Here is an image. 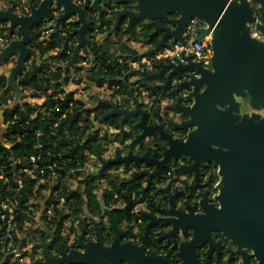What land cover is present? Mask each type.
<instances>
[{"label": "water", "instance_id": "95a60500", "mask_svg": "<svg viewBox=\"0 0 264 264\" xmlns=\"http://www.w3.org/2000/svg\"><path fill=\"white\" fill-rule=\"evenodd\" d=\"M111 1L116 5L115 21L105 35L116 33L122 18L126 17V30L130 34L138 23L141 31L150 30L148 41L158 37L155 45L145 52L144 56L150 57L169 47L171 42H184L186 24L197 18L206 27L191 42L209 35L212 57L210 68L181 54V58L158 60L155 63L157 71H139L142 76L154 80L164 79L163 84L156 85L162 95L172 78L185 77L177 87H186L187 92L181 100L188 103L181 105L180 100L170 106L182 116L181 121L170 120V123L173 129L190 130L186 138L173 137L163 122L146 121L145 111L138 102L133 109H128L117 107L111 101H100L108 105L110 111L98 119L97 125L119 116L122 128L127 119L139 116L138 125L142 131L130 145L145 143L151 136L157 137L155 142L152 140L153 146L162 142L165 145L160 158L156 153L150 156L147 152L140 155L128 151L121 155L119 150L115 151L114 158L99 157L101 167L95 176L99 177L112 164L128 168L131 163L144 162L153 167L152 171L135 172L128 180L132 183L136 178L146 177L141 191L144 196L152 180L159 181L170 163L177 166L176 173H193L196 182L201 175L200 165L212 163L218 167L220 177L215 196L217 205L209 202L206 192L200 199L192 200L190 192L197 185L185 188L189 194L181 190L170 194L169 185L160 187L158 191L169 198L167 204L149 200L150 210L141 211V215L146 221L143 239L153 232L158 241L166 242L168 250L165 253L154 250L147 253L144 244L125 240L124 237L131 233V226L121 229L113 216L114 209H109L106 211L112 234L109 241L104 238L100 226L92 221L93 240L79 238L78 248L68 252L61 249L59 257L48 254L52 240L42 243L44 258L32 264H216L214 259L224 246L234 244L244 248L240 264H249L248 250L253 251L248 256H255L258 264H264V116L243 111L248 106L264 108V40L250 35L249 23L254 17L249 4L245 0H85V6L89 4L96 10L101 21L104 9L100 3L108 5ZM256 2L264 17V0ZM52 6L62 11L53 25L55 35L59 34L62 20L73 14L77 16L75 24L78 27L74 30L77 43L63 67L64 73L75 64L81 48L92 51L91 40L86 36L89 24L85 11L74 0H39L36 6L30 5L27 15H19L9 8L0 10V21L7 22L8 29L19 35L0 52V62L16 54L7 84L15 91L17 102L21 97L17 75L25 69L28 57L34 55L29 46L31 34L43 19L51 18ZM258 28L264 34V24ZM186 159L191 163L177 165ZM178 199L183 200L181 205ZM188 232L191 237L186 239ZM50 234L54 236L53 232ZM230 248L227 247L226 252L231 257L234 250ZM0 249L2 264L10 253ZM14 253V264H21L20 244Z\"/></svg>", "mask_w": 264, "mask_h": 264}, {"label": "built area", "instance_id": "2783aa9c", "mask_svg": "<svg viewBox=\"0 0 264 264\" xmlns=\"http://www.w3.org/2000/svg\"><path fill=\"white\" fill-rule=\"evenodd\" d=\"M240 1V0H236ZM251 9L253 20L249 23L250 35L264 40L258 26L264 24V17L260 11V4L256 0H245ZM74 3L82 7L85 11L86 21H89L92 44L100 43L108 28L107 21L111 24L116 10L114 1L108 5L101 2L104 12L102 20L98 19V12L93 8L85 6V0H74ZM30 0H16L12 5V11L19 15L30 13ZM62 11L51 9V18L43 19L37 29V49L41 51L42 64H45L42 72L47 77L43 83L46 91L57 93L51 96L54 103L51 106L41 105L39 109L32 112L13 115L6 119L8 125L20 122V131L14 128L12 132H4L6 140L1 142V146L9 150L8 155H0V245L10 256L16 257L14 253L17 249L18 227L19 225H31L37 218L47 224L56 221L57 211L67 209L69 202L73 201L71 183L87 178V167L95 164L99 155H109V139L112 137L114 125L105 123L99 133L97 143L101 144L98 153H92L88 148L82 149V153L72 151L73 148L81 147L85 140L96 133L95 124L98 120L97 113L91 108L90 98L92 88L104 95L111 92V99L117 107L133 109L135 99L127 97L122 91H118V86L109 84L107 79L101 78V82L91 78L95 71L97 61L94 56L81 51L76 67L67 76V81L59 82L51 78L52 67L64 63L60 60L53 61L51 57L45 56L52 39L53 25L56 18ZM77 16L75 14L65 18L59 25V36L64 39L67 47L73 48L77 43V36L74 30L78 27L75 24ZM73 24L76 26L73 27ZM206 25L192 18L185 26L183 36L184 42H171L170 46L153 56H141L136 60L127 61L130 68L150 71L155 63L164 58H181V54L191 56V59L201 63L202 66L210 68L212 50L210 47V37L206 35L203 39L191 42L192 38L199 34V31ZM11 32V34H10ZM73 36L70 39V33ZM19 38L15 31L8 29L7 22H0V47L8 45L12 40ZM70 50H67L69 52ZM123 62L122 58H118ZM59 83V85H57ZM69 85L72 86L69 89ZM147 90L143 89L141 94L145 95ZM137 94L134 91V95ZM138 96V95H137ZM140 97V98H141ZM138 97L137 100H140ZM147 98V97H146ZM142 99V98H141ZM166 101L170 99L165 98ZM144 108L147 109L152 96L148 97ZM145 100V102H146ZM150 101V102H149ZM32 114V115H31ZM81 120L78 125L84 130L82 139L78 140L77 135L70 131V122L76 119ZM36 118L38 125L31 126V119ZM14 127V126H13ZM23 137L26 140H23ZM23 140V141H22ZM22 144V148L12 149L14 145ZM9 172V174H7ZM158 187L159 184L154 185ZM117 199L119 194L114 191ZM139 223V221L137 220ZM138 229L136 233H138ZM137 238V236H136ZM13 253V254H12Z\"/></svg>", "mask_w": 264, "mask_h": 264}, {"label": "crops", "instance_id": "0c3cea01", "mask_svg": "<svg viewBox=\"0 0 264 264\" xmlns=\"http://www.w3.org/2000/svg\"><path fill=\"white\" fill-rule=\"evenodd\" d=\"M16 0H0V10L10 9L12 11V5L14 4ZM125 19V20H124ZM124 20V22H123ZM115 21V13L113 15V21L110 24V28L113 25ZM128 19L126 17H123L121 20V24L118 29H121V32L116 34H110V35H103L101 39V43L103 42V46L106 50L114 53V55H122L126 57L125 59L127 61H131L133 57V54H135L137 57H141L145 55V52H147L149 49H151L155 43L158 41V37H154L152 40L148 41V36L150 33V30H143L136 24L133 27V34H130L129 31L126 30V24ZM36 25L35 27H37ZM34 27V28H35ZM109 28V29H110ZM108 29V30H109ZM107 30V31H108ZM106 31V32H107ZM34 32V29H33ZM31 34V41H32V35ZM35 42H37V38L35 39ZM92 43V41H91ZM37 44V43H35ZM29 46L34 51V55H31L26 60V67L24 70H22L18 75L16 82L18 84V87L21 91V97L17 101H15V91L12 89V87L6 85V92L8 95V99L5 102V105H2L0 107V140L1 142H4L6 140L4 132H12L14 130V127L12 125H8L5 119V111H8L7 108H14L15 105H18V103H25L27 107L22 106L21 109L23 111V114H26L27 112H32L34 106L41 105L46 98V94L50 93L49 91H46L43 87L44 81H39V79L36 80L38 84V88H33L32 86H21L20 80H22L25 76L30 75H42L41 71V64H42V55L41 51L37 49L36 47H33L29 44ZM93 46V45H92ZM0 47V52H1ZM60 48H54L51 49L49 52L46 53L45 56L52 57L53 55L60 52ZM84 51L87 52L88 49L86 47H83L80 49V52ZM80 52L78 55V58L75 62V64L71 67L70 70H67L69 73L74 70L76 67L77 61L80 56ZM53 59V58H52ZM54 61V59H53ZM56 61V60H55ZM58 62V61H56ZM16 63V54L11 55L7 57L6 59L2 60L0 62V74H4L7 77L10 73V69L15 65ZM65 62L58 64L57 66H63L64 67ZM138 71L137 76H134V79H141L143 80V83L147 86H152L153 88H156V91H160L159 88L156 85L163 84L164 79H152L147 76H142L139 71L143 70H137ZM157 71V68H156ZM148 72V71H147ZM40 86V87H39ZM93 86V85H92ZM91 84L89 85L91 89V98H90V104L91 108L96 109L99 107L100 104H104L106 106L105 110L98 111V119L108 111H110V107L106 105L103 102V100L111 101L112 95L111 92H108L107 94L100 95L98 94L95 89H93ZM69 89L72 88L71 85L68 86ZM114 103V102H113ZM115 104V103H114ZM7 106V108H6ZM31 114V115H32ZM115 117V116H114ZM119 118V116H118ZM110 119V118H108ZM107 120V119H106ZM102 121L99 125H97V122L95 124L96 132H99L102 129V126H104L107 121ZM98 121V120H97ZM97 125V126H96ZM118 127H114L112 129L111 136L114 137L116 135L117 138L115 142H113V145L115 147L120 146L122 143L120 142L122 139V136L119 135ZM99 136V133H98ZM118 141V142H117ZM124 143H127L124 142ZM125 151L123 150V153ZM99 157H101L104 160L109 159L110 157H115V153L111 155H99L97 157V161L95 164H90L87 167V174L94 178L95 183L97 184L96 188H93L92 194L94 195L97 205L96 207L91 203L87 204V187H86V179L79 180L78 182L73 181L71 183L72 187V195H73V201L67 203V209L63 208L60 211H57V217L56 221L52 224H47L43 222L42 219L37 218L33 224L29 225H19L18 227V239H17V245L20 244V250H21V256H20V263L21 264H32L35 261L43 260L44 258V250L42 247V243H47L51 241V244L48 247V254L54 257H59L61 255V249H64L66 252L70 251L73 248H78V241L79 238H82L83 241H90L95 238V231H94V225L92 221H95L101 228V230L108 229L109 230V219L107 210L109 209H123L126 206V202L123 199H119V197L116 199L114 196L113 202L107 203L106 201V195H110L108 192H112L113 185L112 182H122L123 180H126L127 183L128 180L131 179V174L128 173V168H125L123 164L120 165H114L111 166L110 171L112 174V179L107 180L106 176L103 177V173L96 177L98 170L101 167V162L99 160ZM107 175V174H106ZM114 191V190H113ZM78 195L81 196L82 204L79 205V202L75 200L74 196L77 197ZM96 208V211H95ZM79 209V210H78ZM113 211V216H114ZM115 218V216H114ZM116 220V218H115ZM117 222V220H116ZM118 224V222H117ZM122 228H126L127 226L122 223L118 224ZM57 229L60 230L59 235H57ZM51 232L54 233V238L50 234ZM53 238V239H52ZM0 248L1 245H0ZM1 250V249H0ZM2 259V254L0 253V260Z\"/></svg>", "mask_w": 264, "mask_h": 264}, {"label": "flooded vegetation", "instance_id": "af4514ba", "mask_svg": "<svg viewBox=\"0 0 264 264\" xmlns=\"http://www.w3.org/2000/svg\"><path fill=\"white\" fill-rule=\"evenodd\" d=\"M194 61V60H192ZM196 62V61H195ZM156 66L153 67L152 70L148 71L150 73L156 71ZM185 79V77L182 78H177L174 77L171 79L169 85L167 86L166 92L162 95L161 89H159L160 91L158 92V90L156 91V88H153L152 86H148L149 88L151 87V89H154V92L151 89L147 90V93L145 95H143V97L140 98V100H137L138 103H140V107L145 111V117H146V121L148 122H153L155 121L157 122H163L166 130L171 133L173 135V137L175 138H186L188 132L190 130H176L173 129L170 123V120L174 121V122H179L182 120V116L180 115V113L171 108V105H174V103H176L177 101H180L183 95L186 94L187 89L185 86L182 87H177V84L182 82ZM164 83V82H163ZM153 93V94H152ZM158 93V94H156ZM142 96V95H141ZM152 96V102H150L149 106L147 107V109L144 108V104L147 103L148 97ZM147 97V98H146ZM165 98L170 99V101H166ZM146 100V102H145ZM136 102V103H137ZM188 102H186L185 100H181V105H185ZM136 105V104H135ZM146 105V104H145ZM147 106V105H146ZM246 113L252 114V113H259L262 117L264 116V108L262 107H257V108H253L248 106L246 109L243 110ZM120 119L121 117H119V119L117 120L118 125L115 127H118L119 135L122 136L121 139V145L115 147L113 145V142H115L116 138L118 135L111 137L109 139V146L108 150L110 151L109 155L115 153L116 150H119L121 155L126 154L128 151H131L134 154H140L143 155L144 153H149V155H153L156 153V155H158V158H160L161 156V152L164 149L163 146L165 145L163 142L157 146H153L152 142L156 141L157 137L155 136H151L147 139H145V143L142 141V143H136L134 145H130L131 142L134 140V138L136 137V135H138L139 133H141V128L138 125L139 122V116H137V118L135 119H127L124 124L122 125V128L120 127ZM153 140V141H152ZM127 143H124L126 142ZM118 142V141H117ZM149 143L150 145H148L147 143ZM143 144V145H142ZM152 145V146H151ZM123 150L125 151L123 153ZM114 158V157H110L109 159ZM108 160V159H107ZM187 163V165L189 163H191L190 160L186 159V160H182L179 161V163L177 165H182ZM114 165H120V164H112L109 165L105 168L104 170V176H106L107 180H111L112 179V174L110 170ZM111 167V168H110ZM177 167V166H176ZM176 167L174 165H172L171 163L169 165L166 166L165 170L163 171L162 177L161 179L152 180V184L150 186V188L145 192L144 196H142V189L145 187L146 185V177H139L136 178L134 182H137L138 180L140 181V198L141 200L135 202V205L133 206V209L131 210V214L133 216V219L131 222H123L127 227L131 226V233L128 234L127 236H125V240H132L135 241L139 244H144L145 245V249L146 252L149 253L151 251H157V252H163L165 253L168 248L166 247V242L165 241H158L157 238L158 236H156L153 232L150 233V236L147 239H143V234H144V225H145V219L144 217L141 215V211L143 210H150V207L148 205V201L151 200L154 203H161L162 205L167 204L168 201V197L166 196L165 193H161L158 191V189L160 187H165L167 185L170 186V194L176 192V191H183L187 194H189L188 190L185 188H188L190 186L193 185H197L196 188H194L193 190H191L190 194L193 195V197L191 198L192 200H197L198 198H201V195L203 193H207V198L209 200L210 203H215L217 205V201L215 200V196L218 193V182H219V175H218V167H216L215 165H213L212 163H202L199 167L200 171H201V175L198 176V182L195 181L194 179V174H184V173H176L175 169ZM153 167L148 166V164L142 162L139 164H134L131 163L129 165L128 168V173L133 174L135 172H139V171H152ZM107 174V175H106ZM132 177V175H131ZM126 180H123L122 182H116L117 184L123 183ZM128 183V182H127ZM158 183L159 186L155 187L154 185ZM119 199H123L121 197V195L119 194ZM133 198H134V194H133ZM168 198V199H167ZM125 201V200H124ZM178 204H182V199H178ZM198 211V210H196ZM137 220L139 221V223L137 222ZM119 226V225H118ZM120 227V226H119ZM126 227V228H127ZM121 229H126V228H122ZM139 230L138 233H136V230ZM102 233L104 235V238L107 239L109 241L110 237L112 236L111 231H109L108 229L102 230ZM137 236V238H136ZM191 237V233L188 232V235L186 237V239H189ZM227 247H231L230 249L234 250V254H232V256H229V253L226 252ZM244 248H239L236 244H234V246H224L222 253L220 255H218L216 257L215 262L216 264H240L241 260H242V256H241V252ZM201 253V252H200ZM253 251L248 250L247 251V257H248V263L249 264H258V260L255 258V256H248V255H252ZM7 260H9L10 263L14 264V257L10 256L6 258ZM172 262H175L174 259L171 258Z\"/></svg>", "mask_w": 264, "mask_h": 264}, {"label": "trees", "instance_id": "16d2710c", "mask_svg": "<svg viewBox=\"0 0 264 264\" xmlns=\"http://www.w3.org/2000/svg\"><path fill=\"white\" fill-rule=\"evenodd\" d=\"M30 2L33 5H37L39 0H30ZM115 13V12H113ZM125 20V19H124ZM123 20V22H124ZM0 22H5V21H0ZM104 24L107 23L108 28L110 27V24H108L107 21H103ZM89 24V21L87 22ZM138 25V23H136ZM76 25L73 24V27H75ZM37 29L38 26L34 28V32L32 35V41L30 42V45L33 47L38 46L37 44H35V39L38 36L37 34ZM149 29H151V27H149ZM16 32V31H15ZM121 29H118L117 33H120ZM11 34V32H10ZM75 34V33H74ZM73 32L70 33V39H72L71 37L74 35ZM77 36V35H76ZM86 36L92 40V35L90 34V26L88 27V29L86 30ZM59 35H55L53 34V39L48 47V49H54V48H60V52L53 55L51 57V59L53 58L54 61H64L65 63L70 59L71 55H72V50L70 49V47H67L65 41L63 38H61ZM92 51H88L89 54H91V56H94V59L97 61V66L95 67V71L91 74V78L92 79H96L97 81L101 82V78H105L107 79L109 84H115L117 85L118 91H122L126 94L127 97L133 98L135 99L134 103L136 104L138 97H141V92L143 89L148 90L151 89V87L149 88L147 85H145V83H143V80L141 79H134V76H137L138 71L136 70H132V68H130L129 63L126 61V57L122 56V55H114V53L106 50L103 46V42L101 43H93L92 44ZM67 50H70L69 52H67ZM118 58H122L123 62H119ZM139 57H137L135 54H133V57L131 59L136 60ZM52 59V60H53ZM156 65H154L155 67ZM43 67H45V64H41V71L43 70ZM157 67V66H156ZM68 73V71L66 72ZM64 70H63V66H55L52 67L50 73H48V75L51 78H55L57 80H60L59 82H65L67 81V76L64 75ZM39 79V81H44L47 79V77L44 75V73L42 72V75L37 76V75H30V76H25L22 80H20V85L25 87V86H32L33 88H38V84L36 82V80ZM6 85H7V81H6V76L4 74H0V107L2 105H5V102L8 99V95L6 92ZM59 85V83L57 84ZM40 87V86H39ZM8 90V89H7ZM154 92V89H151ZM134 91H136L137 94L134 95ZM56 91H52L50 93L46 94V98L45 101L41 104V105H48L51 106L54 103V99L51 98V96H53L54 94H56ZM153 94V93H152ZM158 94V93H156ZM138 95V96H137ZM34 106V110L41 108L40 106ZM22 106L27 107V105H25V103H18V105H15L14 108H7L8 111H5V119L9 118L13 115H21L23 117V111L21 109ZM106 106L104 104H100L98 108L93 109L91 111H93L94 113H98V111L105 110ZM98 115V114H97ZM119 119L118 116H112L110 117V120H112V123L114 126H117V120ZM81 119L76 117V119H74L73 121L70 122V131L72 134L77 135L78 140L82 139L84 130H81V126L78 125V122ZM12 126H14L15 129H17V131H20V122L18 123H12ZM31 126H36L38 125V121L36 118L31 119L30 122ZM97 139H98V134L97 132L94 133V135H92L90 137V139L88 138L87 140H85V143L78 148H73L71 149L72 151L76 152V153H82V149L84 148H88L90 152L92 153H98L100 148H101V144L97 143ZM23 140H26L25 137H23ZM22 140V141H23ZM23 144V143H22ZM22 144L20 143L19 145H14L12 147V149L17 150L19 147L22 148ZM10 152L8 149L4 148L3 146H1V140H0V155L3 154L8 155ZM7 174H9V172H7ZM88 179H86L85 183H86V187H87V204H93L95 207L97 205V201L94 197V195L92 194V190L93 188H96L97 184L95 183V180L93 177L89 176L87 177ZM113 185V190L116 191L118 194L121 195V197L123 198V200H125V202L127 203L126 206L123 209H116L114 211V216L118 222V224H122L123 222H131L133 219V216L131 214V210L133 209V206L135 205V202L141 200L140 198V181L138 180L135 183H120L117 184L115 181L112 182ZM112 190V192H108L110 195H106V201L107 203L109 202H113V200H115L113 198L114 196V191ZM133 194H134V198H133ZM75 200L79 202V205L82 204V199L81 196L78 195L77 197H75ZM79 210V209H78ZM96 211V208H95ZM60 230L57 229V235H59ZM2 264H12L9 262V260H5V262H3Z\"/></svg>", "mask_w": 264, "mask_h": 264}, {"label": "rangeland", "instance_id": "374dc122", "mask_svg": "<svg viewBox=\"0 0 264 264\" xmlns=\"http://www.w3.org/2000/svg\"><path fill=\"white\" fill-rule=\"evenodd\" d=\"M116 120H117V119H116ZM106 121H107V123H108V124H111V125H113V123H112V120H110V119H107Z\"/></svg>", "mask_w": 264, "mask_h": 264}]
</instances>
